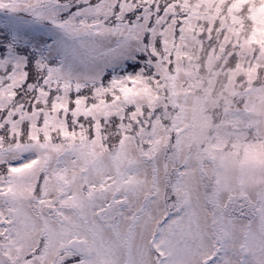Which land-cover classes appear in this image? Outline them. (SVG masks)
<instances>
[{
  "label": "snow or ice",
  "instance_id": "obj_1",
  "mask_svg": "<svg viewBox=\"0 0 264 264\" xmlns=\"http://www.w3.org/2000/svg\"><path fill=\"white\" fill-rule=\"evenodd\" d=\"M176 8L0 0V264H264V198L164 124Z\"/></svg>",
  "mask_w": 264,
  "mask_h": 264
},
{
  "label": "trees",
  "instance_id": "obj_2",
  "mask_svg": "<svg viewBox=\"0 0 264 264\" xmlns=\"http://www.w3.org/2000/svg\"><path fill=\"white\" fill-rule=\"evenodd\" d=\"M175 2L178 27L189 33V39L186 42L177 34L168 72L174 73L171 68L176 65V56L182 70L196 71L206 96L212 94L210 102L215 103L206 110L207 120L214 126L231 125L238 136L237 108L246 106V99L240 94L246 88L264 87V0ZM158 90L162 98L168 97L166 81ZM238 92L241 93L235 95ZM248 123L245 119L241 155L249 145L261 148L262 139Z\"/></svg>",
  "mask_w": 264,
  "mask_h": 264
},
{
  "label": "rangeland",
  "instance_id": "obj_3",
  "mask_svg": "<svg viewBox=\"0 0 264 264\" xmlns=\"http://www.w3.org/2000/svg\"><path fill=\"white\" fill-rule=\"evenodd\" d=\"M188 34L184 31L186 42ZM175 63L171 68L173 74L168 72V68L166 71L168 97L162 98L159 90L157 95L168 108L165 126L172 130L173 143L177 136L181 140L182 159L189 162L198 179L213 191L247 193L257 199L264 198V87L246 88L242 93H235H241L240 96L246 99V106L237 108L238 137L231 125L214 126L207 120L206 110L215 104L210 102L212 94L206 96L196 71L188 73L182 70L177 56ZM245 119L262 140L261 148L249 145L241 156L239 150L243 143Z\"/></svg>",
  "mask_w": 264,
  "mask_h": 264
}]
</instances>
